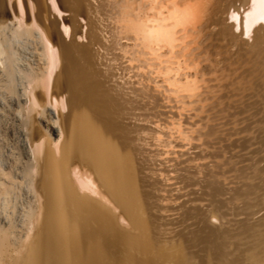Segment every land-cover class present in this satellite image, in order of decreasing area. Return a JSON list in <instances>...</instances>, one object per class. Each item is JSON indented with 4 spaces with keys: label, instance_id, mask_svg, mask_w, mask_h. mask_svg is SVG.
Returning a JSON list of instances; mask_svg holds the SVG:
<instances>
[{
    "label": "bare ground",
    "instance_id": "6f19581e",
    "mask_svg": "<svg viewBox=\"0 0 264 264\" xmlns=\"http://www.w3.org/2000/svg\"><path fill=\"white\" fill-rule=\"evenodd\" d=\"M37 1L43 16L33 0H0V264H264L259 249L248 261L242 255L228 259L248 241H231L232 229L258 239L249 248L264 244V215L254 223L248 217L264 208V79L258 75L264 70V0H177L181 9L193 5L180 26L169 16L171 8L159 13L175 28V52L163 37L146 42L134 33L137 10H126L120 0H61L94 21L98 31L86 30L83 41L72 36L60 0ZM139 11L145 19L147 10ZM157 45L163 48L159 63L148 51H158ZM157 67L170 74L155 75ZM245 89L252 90L245 96L250 102L242 99ZM250 108L262 115L248 116ZM245 111L260 124L248 119L242 126ZM241 132L249 134L234 136ZM253 143L258 155L245 161V181L234 179L242 184L231 185L228 198L216 196L227 182L210 181L216 205L203 216L197 207L200 226L184 230L180 238L187 243L167 252L180 244L173 240L178 235L167 238L170 246L158 244L169 230L151 214L153 196L142 189V169L156 185L172 178L199 182L206 170L229 179L226 166L241 153L235 148ZM206 157L213 159L198 161ZM106 199L121 208L132 230L121 226ZM242 212L246 216L232 220L234 228L224 225L231 222L227 216L220 226L210 220ZM200 243L203 257L183 263L200 252L182 249Z\"/></svg>",
    "mask_w": 264,
    "mask_h": 264
},
{
    "label": "rangeland",
    "instance_id": "374dc122",
    "mask_svg": "<svg viewBox=\"0 0 264 264\" xmlns=\"http://www.w3.org/2000/svg\"><path fill=\"white\" fill-rule=\"evenodd\" d=\"M33 2L34 3H36L35 5V12H39L40 13V11H41V15L43 16V12H42V10H40V6H39V3H38V1L37 0H33ZM237 4L239 3V1H237L236 2ZM36 7H38L37 9H36ZM243 6L241 5V10H243ZM75 12V11H74ZM74 12H66V11H64V15H65V20H66V22L68 23V25H69V27H70V31H71V33H72V36H75V38L76 39H78V41H83V40H88V37L86 36V37H81V36H85L84 34H85V31L87 30V31H89V33H93V32H95V31H98V29H97V27H96V25H95V23H94V21H92L91 19H88V18H84V17H82V16H78V13H74ZM88 19V20H87ZM229 19L230 18H228V17H226V20H225V22L227 23H232V20L230 19V21H229ZM87 21H89L88 22V24H90L89 26H88V24L87 25H85V27L83 28L82 27V24H83V22H87ZM92 23V24H91ZM92 25H94V26H92ZM93 28H92V27ZM89 27H90V29H89ZM233 30H234V32H236L237 34H240L241 36H242V38L243 39H245V40H247V41H252V38L250 39L249 37L247 38V36H244V34H242L241 33V30L239 29V30H236V28L235 27H233ZM91 31V32H90ZM93 31V32H92ZM237 31H239V32H237ZM76 34V35H75ZM77 35H78V37H77ZM71 36V37H72ZM244 36V37H243ZM73 38V37H72ZM250 39V40H249ZM99 48V45H95L94 46V48L95 49H97V48ZM247 56H249V54L247 53ZM246 55L244 56V57H247ZM97 65V67L98 68H102V65H100V64H96ZM249 67L252 65V63H249V64H247ZM246 65V66H247ZM100 66V67H99ZM256 73L257 72H259V71H255ZM264 72V70L263 71H261V76H260V73H258V75H259V78H261V79H264V77H263V75H262V73ZM254 76H258L257 74H255V73H252ZM252 76V75H251ZM253 77V76H252ZM263 77V78H262ZM250 78V77H249ZM253 78H255V77H253ZM253 78H252V80H253ZM258 78V77H257ZM251 79V78H250ZM106 80H109V78H108V76L106 75ZM255 81H256V78L254 79ZM253 80V81H254ZM260 81H262V80H260ZM251 84H254V82H252V81H250L249 83H247V86L249 87ZM253 86V85H252ZM252 86H250L252 89H253V87ZM247 87V88H248ZM249 87V88H250ZM245 90H247L246 92H244L243 91V96H242V99H244L246 102H250V100H248L249 98V96H248V94L249 93H251V89H245ZM251 90V91H250ZM254 90V89H253ZM249 92V93H248ZM247 93V94H246ZM252 93H254V92H252ZM252 95V94H251ZM245 96H248V97H245ZM259 95H256V97H255V95H253V96H250L251 98H257L258 100H259V98L260 97H258ZM245 97V98H244ZM246 98H248V99H246ZM257 99H252V101L251 102H253V101H255V100H257ZM258 100H257V102L256 103H259L258 102ZM259 105V104H258ZM253 108V107H252ZM162 109H164V110H166L167 108H162ZM256 109V108H255ZM252 110V111H251ZM246 111H248V109L246 110ZM245 111V113L244 114H240V118L241 117H243V116H241V115H244V117H243V119L244 118H246V119H244L242 122H240L241 123V125L243 126L244 125V123L246 124L249 120H251L254 116H253V114L254 113H256V110H255V112H254V110L253 109H249V115L248 116H250V114H252L251 116H253L252 118H247V112ZM250 112H253V113H250ZM257 114H260L259 115V117L262 115V112L260 111V113H256V114H254V115H256V117H258V115ZM250 116V117H251ZM249 119V120H248ZM255 120H253L252 119V121L251 122H248V123H250V125H253V126H255L253 123L255 122V124H256V122H258L257 120L258 119H256V118H254ZM245 120H248L247 122L245 121ZM240 123L238 124V125H240ZM258 124H260L259 122H258ZM257 124V125H258ZM241 125H240V127H241ZM251 128H249V130H245L246 132H249L250 130H252V126H250ZM245 131H242V132H245ZM240 133V136H238V135H234V136H236V137H241V135H243V136H247L248 134H245V133ZM251 133V132H250ZM245 134V135H244ZM233 136V137H234ZM236 137H234V138H236ZM199 141H197V140H194L193 141V143H198ZM255 144H257V143H253V144H249V145H247V146H245V148L242 150L240 147H236L235 148V151L234 152H238V154H239V156L238 157H234V160H235V163H229V166L227 165L226 167H227V171H226V175L229 177V179L227 178V179H222L223 177L220 175V173H215V172H210V171H205V173L204 174H200V176H201V178H202V180L201 181H199V182H192V180L191 179H189V178H185V179H177V178H172V179H169L168 181H167V183H169V185H165V184H163V183H157V185L155 184V182H154V175L153 176H151V174H150V172H149V170L146 168V166H145V168L144 169H142L143 171H142V174L141 175H144V179L146 180L145 181V183H144V186H143V188L142 189H144L145 191H146V193H150L151 194V196H153L152 197V211H151V214H152V216L154 217V214L157 216V217H159L160 219H157L158 220V222L159 223H161V224H163V222H164V224L162 225V227H164V228H166V230L165 231H167V230H169V231H167L166 232V234L164 235V233L163 234H161V235H159L158 237V239H159V241H158V244L159 245H163V246H170V243L168 244V243H165V241L166 240H170V238L171 239H173L174 237H176L177 235H178V237L177 238H174L173 240H175V243H180V244H178V245H176V246H173V247H168V249H166V251L167 252H169V253H175V249H174V247L177 249V248H179V247H181V246H183V245H185V243H187L186 241H184V239H185V237H181L180 238V235H181V233L182 232H184V230L185 231H188L189 229H193V228H196L199 224H197L196 225V215H198V212H199V215H200V213H202L200 216H203V214H207L210 210H212V207L214 208V206L216 205V203H215V201H217V199H219V198H217V197H220V198H224V196H226L225 198H228V196H230L229 195V193H230V190H229V187L231 186V185H235V184H237L236 186H239L240 184H242L243 183V181H245L244 179H246L245 177H244V179H243V176H246L245 174H247V172H249L250 171V168H249V166H248V164L250 163L251 164V160H253V159H256L255 158V156H257L254 152H252L253 150H254V147L256 146H258V145H255ZM254 145V146H253ZM250 146V148H253V149H249L248 147ZM180 147V148H179ZM247 148H248V150H247ZM174 150H177V151H180V150H186V147H182V146H175L174 148H173ZM211 149V148H210ZM191 150H193L192 148H191ZM195 150H197V148L195 149ZM241 150V151H240ZM245 150H247L246 152H245ZM249 151V152H248ZM245 152V153H244ZM250 152L252 153L250 156H248L247 154H250ZM257 153V152H256ZM244 154L245 155H247L246 157L244 156ZM172 155V156H171ZM163 156H166V154H164ZM162 156V157H163ZM167 156H169V157H174V156H176V155H174V154H168ZM185 156H183V157H181V158H179V159H182V158H184ZM248 157V158H247ZM253 158V159H251V158ZM245 158V159H244ZM213 158H209V157H206V158H203V159H199L198 161L200 162L201 160H202V162L201 163H208L210 160H212ZM237 159V160H236ZM248 159H251V160H248ZM237 161H239L238 163H236ZM244 163H243V162ZM245 161H249V163L248 162H245ZM175 161H170L169 162V164H172V163H174ZM242 162V163H241ZM264 162H262V164H263ZM185 163H183V164H180V165H178V167L179 166H183ZM231 164V165H230ZM242 164V165H241ZM245 164V165H244ZM249 164V165H250ZM240 166V167H239ZM239 168L238 170H237V168ZM246 167V168H245ZM81 170H83L84 171V169H85V171H86V173L88 172H90L91 173V175L93 174L92 172H91V170L89 169V168H87V167H81L80 168ZM213 169L215 170V171H219L220 169L217 167V169H216V167H213ZM230 169V170H229ZM234 169V170H233ZM242 169V170H241ZM237 170V171H236ZM84 171V172H85ZM238 171H240V172H242V174H240ZM173 172L174 171H172V172H170V175L171 176H175V175H177V173L176 172H174V174H173ZM181 172V171H180ZM147 174V175H146ZM236 174H238V175H236ZM243 175V176H242ZM93 176V178H94V175H92ZM146 176V177H145ZM214 176V177H213ZM215 176H218V177H215ZM240 176V177H239ZM212 178V179H211ZM217 178H218V180H217ZM241 179V180H239L240 182H242V183H240V182H238V180H234V179ZM152 179V180H151ZM221 179V180H220ZM148 180V181H147ZM176 180H178V181H176ZM216 180H217V182H222L223 184H224V182H227V183H225L224 184V186L226 187V189L224 190V194L222 195V194H216V196H213L212 194V190H210V184H209V182L210 181H213V182H216ZM223 180H225V181H223ZM153 181V182H152ZM152 182V183H151ZM229 182V183H228ZM178 183V184H177ZM206 183V184H205ZM208 183V184H207ZM146 184H149V185H146ZM175 184V185H174ZM199 184V185H198ZM230 184V185H229ZM239 184V185H238ZM146 185V186H145ZM154 185V186H153ZM163 185V186H162ZM208 185V186H207ZM231 186V187H235V186ZM158 186V187H157ZM182 186V187H181ZM151 187V188H150ZM153 187H154V189H153ZM230 187V188H231ZM149 188H150V190H149ZM161 188V189H160ZM180 188V189H179ZM191 188V189H190ZM205 188V189H204ZM207 189H209V190H207ZM149 190V191H148ZM173 190V191H172ZM190 190H191V192H190ZM229 190V191H228ZM152 192V193H151ZM155 192V193H154ZM158 192V193H157ZM174 192H176V193H174ZM186 192V193H185ZM187 192H188V195H187ZM229 192V193H228ZM209 193H212V194H209ZM158 194V195H157ZM164 194V195H163ZM166 194V195H165ZM167 194H168V196H167ZM172 194V195H171ZM197 194V195H196ZM226 194H228V196L226 195ZM160 195V196H159ZM155 196V197H154ZM163 196H164V198H163ZM191 196V197H190ZM212 196V197H211ZM162 197V198H161ZM166 197V198H165ZM183 197V198H182ZM186 198V199H185ZM188 198V199H187ZM198 198V199H197ZM210 198H211V200L212 199H214V198H217V199H214V200H212V201H209L210 200ZM164 199V200H163ZM167 199V200H166ZM204 199V200H203ZM159 200V201H158ZM180 200H181V202H180ZM187 200H188V202H187ZM164 201V202H163ZM183 201V202H182ZM202 201V202H201ZM154 202L155 203H157V204H154ZM161 202V203H160ZM185 202H187V203H185ZM191 202V203H190ZM205 202V203H204ZM233 202H235V200H233ZM233 202H231L232 204H233ZM215 204V205H212V204ZM230 203V202H229ZM228 203V206H230L231 205V203L229 204ZM235 203H237V201L235 202ZM165 204V205H164ZM191 204H193V205H191ZM207 204V205H206ZM211 204V205H210ZM106 205L108 206V207H110V209L113 211V213L117 216V218H118V222L121 224V226H123V227H125V228H128V229H131L132 228V225H131V222H130V220L128 219V217L122 212V210H121V208L118 206V205H116L113 201H111L110 199L109 200H107L106 199ZM155 205H156V207L158 206V210H154V209H157L156 207H155ZM160 205L162 206V208H164V209H162L161 207H160ZM199 205L201 206V207H199ZM154 206V207H153ZM166 206H167V208H166ZM170 206H171V208H170ZM190 206V207H189ZM172 207H174V208H172ZM184 207H186V209L184 208ZM191 207H192V209H191ZM196 207V208H195ZM201 209V211L202 212H200V210L198 209ZM189 208V209H188ZM208 208V209H207ZM225 207H222L221 208V210H223ZM254 209H256V207H253ZM159 209H160V211H159ZM162 209V210H161ZM183 209V210H182ZM195 209H197V210H199L197 213H193V211L194 212H196L197 210H195ZM205 209H206V211H205ZM227 209V208H226ZM226 209H224L223 211H225ZM154 210V211H153ZM167 210H168V212H167ZM207 210H208V212H207ZM170 211V212H169ZM171 211H172V213H171ZM174 211V212H173ZM181 211V212H180ZM228 212H231V210H227ZM261 211H262V213H261ZM153 212V213H152ZM158 212V213H157ZM160 212H162V213H160ZM182 212H184L183 214H182ZM192 212V213H191ZM185 213H187V214H185ZM261 213V214H260ZM163 214V215H162ZM189 214V216H186V215H188ZM122 215V216H121ZM158 215H160V216H158ZM165 215H167V216H165ZM170 215V216H169ZM181 215V216H180ZM193 215H195L194 217H193ZM232 214H225V216H222V218H215V217H210V220H211V222H213L212 224H214V225H218V226H220V222H221V220L222 219H225L226 220V216H227V218L228 219H230V221L231 222H229V223H226V224H224L225 226L227 225V227H229V228H234V226H232V225H230V224H234V222L235 221H232V220H235V219H238L237 217H239V218H244L245 216H246V213H244V212H242V213H239V214H233V216H231ZM239 215V216H238ZM243 215V216H242ZM256 215V217H254V216ZM257 215H259V216H257ZM264 215V208H262V209H260L259 211H257L255 214H250V215H248V217H250V220H251V223H254V222H257V221H259L260 219H261V217ZM155 216V217H156ZM174 216V217H173ZM187 218H186V217ZM192 216V217H191ZM241 216V217H240ZM170 218V221H169V218ZM182 219H181V218ZM183 217H185V218H183ZM260 217V218H259ZM178 218H179V220H178ZM252 218L254 219V221L252 220ZM162 219V220H161ZM163 219H168V222H171V223H168L166 220L164 221ZM174 220V221H173ZM175 220H178V221H175ZM184 221V222H182V221ZM249 220V221H250ZM160 221H162V222H160ZM179 222V223H178ZM225 222V221H224ZM173 223V224H172ZM219 223V224H218ZM166 224V226H164ZM175 225V226H174ZM200 226V225H199ZM168 227V228H167ZM192 227V228H191ZM262 227V226H261ZM132 230V229H131ZM176 230V231H175ZM237 230H239V229H232V230H230L229 231V233L230 234H232L233 235V237H231V241H236V242H239L240 240H238L239 238H242L244 241H247L246 243H242V244H240L239 245V247H236V248H234L230 253H229V255H228V259H235L236 258V255H242L244 258H245V260L246 261H248V256H249V253L250 252H252V251H255V250H260L259 252H258V254H257V256H259V257H261V258H264V244L263 243H260V244H257L256 246H252V247H248V246H250V245H252L253 243H256V242H258V239H253V237H246V233H239L240 232V230L239 231H237ZM233 231V232H232ZM236 231V232H235ZM172 232L173 233H175V234H172ZM178 232V233H177ZM237 233V234H236ZM152 235L154 236V237H156L153 233H152ZM164 235V236H163ZM176 235V236H175ZM235 235H237V237L235 236ZM244 235V236H243ZM234 236H235V238H234ZM164 237H165V240H164ZM168 238V239H167ZM233 238H234V240H233ZM248 238V239H247ZM251 238H252V240H251ZM179 240V241H178ZM180 240H182V241H180ZM249 240H250V242H249ZM256 240V241H255ZM254 241V242H253ZM253 242V243H252ZM168 244V245H167ZM248 245V246H247ZM179 246V247H178ZM198 248H197V247ZM201 246V243L200 244H198V245H195V246H191V247H188L189 249L191 248V250H187L188 248H183L182 250H184L185 252H188V251H196V252H200L198 255H195V256H193V257H191V258H187V259H185L184 261H183V263H190V262H194V261H196L198 258H200V257H203V256H201V253L203 254V252H201L200 251V249H199V247ZM197 249H196V248ZM171 248H173V249H171ZM193 249V250H192ZM247 249V250H246ZM243 250V251H242ZM244 250H246V252L244 251ZM183 251V252H184ZM236 253H235V252ZM182 252V251H181ZM184 252V253H185ZM230 254L232 255L231 257H230ZM246 254V255H245ZM197 257V258H196ZM194 260H193V259ZM192 261H191V260ZM228 259H226V261H229ZM190 260V261H189ZM227 263H230V262H227Z\"/></svg>",
    "mask_w": 264,
    "mask_h": 264
},
{
    "label": "snow or ice",
    "instance_id": "6c2138e0",
    "mask_svg": "<svg viewBox=\"0 0 264 264\" xmlns=\"http://www.w3.org/2000/svg\"><path fill=\"white\" fill-rule=\"evenodd\" d=\"M199 0H194V3H198ZM121 5L126 9H136L137 19L133 24L134 33L141 35L146 42H150L153 39H160L161 37L165 38L167 41H171L167 46L171 51H177L173 44L177 43L175 41V28L169 27V20L163 18L159 13H163L165 9L171 8L173 11L169 13L170 18L174 19L177 23V26H180V21L184 17L185 11L192 7V4H185L184 9H181L177 6V0H120ZM144 8L147 10L145 14V19H139L140 9ZM147 13L157 14L154 16H147ZM196 16L193 15L191 17V22L193 24L196 23ZM158 51H153L151 48H148L149 53L157 58V63H159V53L163 52V48L157 45ZM182 58V57H181ZM131 63H135V61H131ZM151 64V61H149ZM158 76L167 77L170 73L168 71H161L159 67L156 68L154 73ZM172 87L173 85H169Z\"/></svg>",
    "mask_w": 264,
    "mask_h": 264
},
{
    "label": "water",
    "instance_id": "95a60500",
    "mask_svg": "<svg viewBox=\"0 0 264 264\" xmlns=\"http://www.w3.org/2000/svg\"><path fill=\"white\" fill-rule=\"evenodd\" d=\"M60 5L61 7L66 10L68 13L69 12H74L70 7L66 6L65 4H63V2L60 0ZM75 13V12H74ZM78 16H82L84 18H88L87 14L85 13H78Z\"/></svg>",
    "mask_w": 264,
    "mask_h": 264
}]
</instances>
